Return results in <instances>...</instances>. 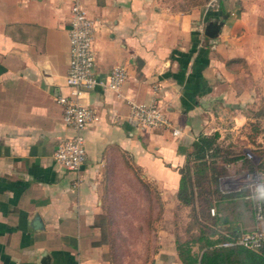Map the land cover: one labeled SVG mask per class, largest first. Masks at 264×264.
Segmentation results:
<instances>
[{
  "label": "crops",
  "instance_id": "crops-1",
  "mask_svg": "<svg viewBox=\"0 0 264 264\" xmlns=\"http://www.w3.org/2000/svg\"><path fill=\"white\" fill-rule=\"evenodd\" d=\"M72 2L0 0V264H183L176 219L187 229L192 208L180 179L203 136L214 140L205 157L229 172L214 213L243 227L220 205L240 196L223 182L252 163L246 151L264 154V0L176 11L161 0H81L95 22L94 74L118 64L127 77L118 91L83 90L96 117L79 171L53 157L72 132L55 99L71 96ZM151 99L179 134L129 123V101Z\"/></svg>",
  "mask_w": 264,
  "mask_h": 264
},
{
  "label": "built area",
  "instance_id": "built-area-1",
  "mask_svg": "<svg viewBox=\"0 0 264 264\" xmlns=\"http://www.w3.org/2000/svg\"><path fill=\"white\" fill-rule=\"evenodd\" d=\"M94 31L95 22L87 15L81 0H73L70 7V56L66 75L71 96L58 94L55 98L57 102L62 104L63 121L72 129V132L57 145L53 157L64 167L75 171L80 170L87 158L83 129L87 123L96 117L95 110L79 100L83 90L101 86L118 91L127 77L124 67L118 64L109 69L107 76L99 77L94 74ZM129 106L127 119L133 126L138 128L169 126L174 134L180 133L179 127L172 125L155 99L149 101L130 100ZM246 155L252 161V165L246 167L241 176L245 187L250 191V196L259 198L255 201L258 226L254 230L228 236L227 239L219 243L221 246L239 244L248 248H255L264 242V169L258 167L259 158L253 152L246 151ZM210 210L214 213L213 207Z\"/></svg>",
  "mask_w": 264,
  "mask_h": 264
},
{
  "label": "trees",
  "instance_id": "trees-1",
  "mask_svg": "<svg viewBox=\"0 0 264 264\" xmlns=\"http://www.w3.org/2000/svg\"><path fill=\"white\" fill-rule=\"evenodd\" d=\"M210 0H187V6L202 5ZM264 111V102L262 105ZM212 136H203L196 143V154L191 164L182 170L179 200L192 208L193 223L188 224L186 231L196 227L197 231L184 239L176 236L177 254L183 264H264V242L255 248L239 244L221 246L219 243L230 235L244 232L234 220L212 215L210 207H217V200L224 194L219 189L218 177L225 173V166L219 165L215 158H206L204 151L213 145ZM214 154V153H212ZM258 167L264 169V154L261 155ZM249 164V166H251ZM247 191L240 188L238 195ZM255 201L259 198L254 197ZM197 244V252L193 246Z\"/></svg>",
  "mask_w": 264,
  "mask_h": 264
},
{
  "label": "rangeland",
  "instance_id": "rangeland-1",
  "mask_svg": "<svg viewBox=\"0 0 264 264\" xmlns=\"http://www.w3.org/2000/svg\"><path fill=\"white\" fill-rule=\"evenodd\" d=\"M164 5L168 6L170 9L172 10H187V9H191L194 6H200V5H194V6H187V0H161ZM211 1V0H210ZM210 1H208L207 3H209ZM205 3V4H207ZM204 5V4H202ZM247 167V166H246ZM244 167V168H246ZM250 167V166H248ZM228 170V169H227ZM124 173H131V170H128L127 172L122 171ZM241 171H230V173H233L234 176L231 179H227L226 181L223 182V185L227 186V188H232V187H241L246 189L247 191L244 192L243 195L238 196L236 199L233 200H229L226 203L221 204L220 206L223 207V214H227L228 216L231 217H236L239 218V220L241 221L242 224V228L244 231H251L257 228L258 226V219L256 216V209H255V199L254 197L250 196V191L247 189V187H245V183L242 179V176H238L240 174ZM225 173H229L228 171H226V167H225ZM223 173V174H225ZM128 187H127V191H132L135 189V187H133L129 181L127 182ZM192 213V212H191ZM211 213V212H210ZM118 215V214H117ZM123 217V215H121ZM193 223V217L190 220V223ZM248 222L252 223L253 225H249L247 224ZM176 223L178 224L175 230V235L177 236L180 235L181 238L187 237L189 236L191 233H194L195 231H197V228L193 227L192 229H190V231H186V224H185V218L183 217V215L181 216V214H179V216L176 219ZM187 224V226H188ZM251 226V227H249ZM195 228V230H193ZM132 237V235H131ZM130 240V238H129ZM137 239H133L130 240V243H135ZM148 249H150V247H147Z\"/></svg>",
  "mask_w": 264,
  "mask_h": 264
},
{
  "label": "water",
  "instance_id": "water-1",
  "mask_svg": "<svg viewBox=\"0 0 264 264\" xmlns=\"http://www.w3.org/2000/svg\"><path fill=\"white\" fill-rule=\"evenodd\" d=\"M220 25L218 23H209L206 25L205 33L209 36H215L219 31Z\"/></svg>",
  "mask_w": 264,
  "mask_h": 264
}]
</instances>
